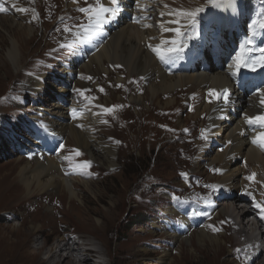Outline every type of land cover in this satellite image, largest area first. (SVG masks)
Masks as SVG:
<instances>
[{
  "label": "rangeland",
  "instance_id": "rangeland-1",
  "mask_svg": "<svg viewBox=\"0 0 264 264\" xmlns=\"http://www.w3.org/2000/svg\"><path fill=\"white\" fill-rule=\"evenodd\" d=\"M10 1L13 0H3V3L0 2V7H6L3 4ZM15 1L28 9L31 20L25 24L30 23L34 30L21 50L23 61L19 66L20 70L14 71L10 64L5 63L3 47L7 48V41L5 46L0 45V67H2L0 68V264H13L15 256L13 242L16 243L15 250L22 249L31 258L30 251L41 247L43 243L49 246L52 242L61 240L63 237L67 238L70 234L77 235L76 239L81 237L86 244H100L107 254L106 264H148L147 257L152 255L148 254L150 249L145 252L139 245L143 242L152 243L151 237L148 236L151 233H156L162 239L160 245L162 251L168 255L167 264L173 257L171 264H251L242 260V257L232 261L228 255V246L232 244L234 249L237 246L236 242L230 238L228 229L221 231L225 221L220 212L206 226L212 236L221 237L222 243L217 251L206 250L201 254L196 249L195 234L190 236L192 240L189 244H182L178 251L173 239L160 231L157 221L158 218L170 213L169 196L181 200L189 197H205L210 190L206 186L215 185L221 177V173L217 174L211 170V166H208L209 162H204L202 169L198 172L192 166L198 148L205 143L200 138L204 117L200 115L194 119L188 111V107L190 108L198 97L197 95L187 97L181 94L183 104L173 105L175 107L170 110L164 109L168 111L161 118L159 114L162 112V107L156 105L157 103L154 106L149 105L148 97L147 101L139 104L140 108L137 107L138 104L131 101L132 97H142L145 79L130 81L128 75L113 74L112 65L107 62H104L106 69L104 72L97 67L90 73L79 69L84 78L81 81L82 85L74 87V89L90 90L85 95L93 100L92 106L87 110V116L93 124L87 129H89L91 141L96 139L101 144V146L97 144L98 148L95 149L100 151L99 156L92 159L87 152L74 146L71 141H68L65 146V150L66 148L79 149L82 153V156L78 158L74 156V153L71 154V163L91 162L90 176L80 175L70 178L77 193L83 190L79 183L88 181L97 183L91 188L97 190L98 202L89 193L83 191L85 193L83 203L86 207L84 210H88L91 215L85 217L84 210L77 207L79 204L76 201L70 202L65 192L56 191L59 197L57 205L60 204L62 209L60 213H57L50 208L52 212H49L48 207L38 208V205L43 202L40 193H33L30 198H25L17 181L7 188L9 183L6 184L5 178L7 174L15 170L17 163L15 160L18 157L9 147L7 139L22 137L29 140V137L25 136L24 125L25 117L28 116L31 119L34 111L32 107L45 104L48 109H51L53 102H56L54 93L48 91L51 85L46 87L44 83V88L38 93H30L26 90V85L30 79L37 82H41L38 81L39 79L46 81L50 67L57 63L60 56L58 54L57 57V53L60 51L63 39L66 38L64 28L71 23H77L75 9L82 7L85 3L84 0H77V5L69 4V0ZM172 1L171 3L174 4L169 10L193 9L208 5L207 0ZM152 4L156 6L157 2ZM151 11L155 12L153 8ZM34 14L35 18L32 17ZM154 23L155 19H153ZM0 34L6 40L2 31ZM106 73H110V76ZM89 76L92 80L87 79ZM101 88L104 89L103 92L99 91ZM52 90H55L54 86ZM68 98L67 101L72 102L73 105L76 104V107L85 101L77 92L69 94ZM203 99L205 104L206 100ZM203 99H201L202 102ZM15 101L21 106L16 105ZM113 106L116 108L113 114H103V107ZM43 120L46 121L45 117ZM109 146L113 151L110 160L113 161V166L118 168L116 173L104 170L106 166L103 156L104 148ZM103 163L105 166L101 167L99 164L103 165ZM238 163L241 168L243 161L238 159ZM66 171H72L69 161ZM181 174H187V176ZM251 174L250 169L243 167L241 175L244 185L247 184L244 177ZM182 177L187 180H182ZM43 178L46 179V176ZM76 178L78 181H75ZM54 180L59 182V178ZM49 189L53 190L52 187ZM53 199L58 200L57 197ZM227 203L233 205L236 202ZM22 204H25L26 209L17 210ZM225 204V202L222 203L219 209ZM236 206L239 205L236 204ZM15 215H17L16 220L22 225L13 230ZM209 225L218 231L213 232ZM32 226L37 229L34 234L28 235L27 231ZM246 227L249 225H245ZM232 228L234 230L235 227ZM245 236L244 234L240 237L236 235L235 238L237 237L240 243ZM36 239L39 240L37 243ZM190 246L194 250L195 257L190 256ZM38 255L40 260L46 258L42 253ZM92 255L93 258H91ZM162 255L163 253L160 256ZM91 257L90 264H98L97 255L92 253ZM262 259L252 264H264V257Z\"/></svg>",
  "mask_w": 264,
  "mask_h": 264
},
{
  "label": "bare ground",
  "instance_id": "bare-ground-1",
  "mask_svg": "<svg viewBox=\"0 0 264 264\" xmlns=\"http://www.w3.org/2000/svg\"><path fill=\"white\" fill-rule=\"evenodd\" d=\"M13 2L17 3L15 0H13ZM171 2L173 1L157 0V5L152 6L153 4L149 3V0H143L142 3L145 4L146 8L155 9V23L153 24L151 22L150 27L145 30H142L139 26H131L124 20L119 22L118 25H115V23L104 24L101 34H106L110 40L96 54L90 56L86 62L82 63L81 67L80 64L75 62L72 69L64 68L65 71H71L74 76L78 77L73 86L77 87L78 85H82V75L80 74L79 68L80 70L82 69L83 71L90 73L95 67H97L104 72L106 71L104 62H107L112 65L111 71L113 74L118 73L122 76L128 75L130 81L145 79L146 82L142 95V97H144H132L131 101L139 105L140 103L142 104L147 101L148 97L150 99L149 105L154 106L157 103L156 105L162 107V112L159 114L161 118L167 114L166 111L174 108L179 103L183 104L181 94L186 95L187 97L197 95L201 100L205 98L203 97L204 92L209 91L210 89L220 91L225 88H234L235 83L233 81H228L225 72L221 69L210 66L207 73H199L197 70L195 73L190 74H184L183 71L174 69L170 75L167 73L166 69L160 68L154 58L148 53L147 45L150 44L149 38L158 34L160 23H165L170 19L167 13L169 8L174 4ZM123 4L130 6V2H123ZM165 4L168 5V8L164 7ZM19 6L25 8L22 5ZM209 6L210 5L205 6V10L209 8ZM161 12L165 13L163 17L160 15ZM131 14V9L129 12L124 11L121 13V15L127 20L131 17ZM148 15L149 14H146V16ZM33 16L34 15H32V17ZM199 17V19H201L202 16ZM29 20H31L30 13H22L19 10L13 14L12 17L0 16V31L4 33V37L6 38L5 40L0 34L1 47L5 46L7 41V48L4 49L3 47L4 55H1H3L5 63L10 64L14 71L20 70L19 66H21L20 64L23 61L21 50L33 34L34 29L29 25L30 23L25 24L29 22ZM155 24L158 28H156ZM236 37L240 42L239 36L237 35ZM158 43V40H154L155 45H158ZM113 65H120L122 67L117 69ZM106 74L110 76V73ZM67 80L66 77V81ZM38 81L41 82L30 79V82L26 85V90L30 93H38L44 88L45 83L46 87L51 85L49 86L51 88L48 89L49 92L60 95L65 100L68 99L69 94H67L66 90L61 87L57 88L54 79L46 77L45 82L41 79ZM52 86L55 87V90H52ZM234 95L236 103L235 109L240 110L241 114L245 115V113H247L248 115H255L261 111L259 96L249 99L241 96L235 91ZM14 103L21 106L19 103H16V101ZM138 105L137 107L140 108L141 106ZM69 108L77 107L71 104L68 109ZM166 108H168V110H164ZM68 109L61 108L58 101L53 102L51 109H48L45 104L35 107V110L44 113L43 115L47 121L44 123V126L47 128L51 127L54 134H58L65 138V145H67L68 141H71L74 146L87 152L92 159L98 157L100 151H95V149L98 148L97 144L100 146L101 144L96 141V139L91 141V136L88 134L89 129H87L88 126L91 127L93 121L89 120L90 118L85 114L75 122H70L66 116V112L71 110ZM188 111L192 114V118L194 119H197L200 115L204 117L203 120L205 121L201 127H203L202 129L208 130L209 135L208 142L201 144L198 148L197 156L195 157L192 166L195 171L198 172L202 169L204 162H209L208 166H211V170L215 168L223 170L221 177H219V181H217L215 185L225 191L229 197L222 198V200L214 199V202L219 204L214 216H217L220 212L225 221V225L221 231L223 232L224 229H228L230 238L236 242V249H234L232 244L228 246V255L232 258V261L238 257H242V260L247 263H255L264 257V228H261L263 225H261L255 215L256 209L253 206L251 207L253 203H246V197L238 198L235 196V193L237 194L239 191L241 194H244L246 192L244 189V180L241 175L243 167H247L252 173H256V181H259L260 183L264 182V151L251 143L252 137L246 141L247 135L241 134L244 130L242 125L246 127L247 124L244 121V117L240 119L237 118V113L234 115L226 113V119L220 120L215 112V106L213 104L206 105L204 102H200L199 104L193 103L190 108L188 107ZM77 125H83V127L81 128ZM253 135L254 132L252 136ZM228 141H231V143L227 144L225 150L220 152L216 149L215 152L212 153V151H214V149H212L213 146L219 145L221 147ZM112 153L113 151L110 146L104 148L103 156L106 166L104 163L103 165H99L101 167L105 166L104 170L106 172L114 171L116 173L118 168H115L113 166V161L110 160ZM238 159H243L241 168L239 167ZM15 162H17L15 170H13L11 174H7V177L5 178L7 179L6 184L9 183L7 188H10V186L12 184L14 185V182L17 181L25 198H30L33 193H40L39 195L42 197L43 202L38 205V208L44 206L48 207L49 212L56 211L57 213H60L62 209H60V204L57 205L59 197L56 195V191L65 192L69 201H76L79 204L76 206L82 211L86 209L83 203L85 191L98 202L99 194L97 193V190L91 188V186L96 185L97 183H92V181L79 183V185H82L83 190H81V192L83 194L81 195V192L77 193L71 184L72 179L66 178L67 175L63 171L66 166H64L63 163H57L55 159L42 158L41 160H37L31 158L26 160L22 157H17ZM13 172L15 174H13ZM45 176L46 179L43 178ZM55 178H59V182L55 181ZM3 180H1V182ZM76 180L77 179H75V181ZM51 187L53 188L52 191L49 189ZM210 190L212 189L210 188ZM210 190L205 197H189L185 199L192 201L206 200L210 197ZM53 197H57L58 200L53 199ZM198 198L201 199L198 200ZM230 201L236 203L230 205V203H227ZM224 202L226 204L219 209ZM236 204L239 206H236ZM49 208L52 209V211ZM21 209H26L25 204L20 205L17 210L21 211ZM89 214L91 215L88 210H84L83 215L85 217H88ZM14 217L15 221L13 230L20 228L22 225L16 220L17 215ZM210 222L204 224L199 230H195L191 233V235H196V249L201 254L206 250L217 251L222 243L221 237H216L215 235L212 236L207 230L206 226ZM245 225H249V227L245 228ZM232 227H235L234 230ZM36 229L37 227L35 226L30 227L27 234H34ZM160 231L165 236L173 239V242L177 244L176 248L178 251L182 244H189L192 240V237H190L191 235L189 237H174L167 234L163 229H160ZM243 234L246 236L245 238L242 237L239 243L237 237H240ZM143 235H146V233H143ZM236 235L237 237L235 238ZM76 236L77 235L73 236L70 234L67 238L63 237L61 240L52 242L49 246L43 243L41 247L30 251V254L32 255L31 258L24 250H15L16 243L13 242V253L15 254L13 257V264H90V261H92V259H90L92 253L97 255L98 260H104L103 262L106 264L107 254L104 252V249L100 244H86L85 240L81 237L76 239ZM148 236L151 237L152 243L143 242L139 245L145 252L147 249H150L148 250V254L152 255L147 257L148 264H167L166 258H168V255L166 252L162 251L160 245L162 239H160L156 233L148 234ZM37 241L39 240L36 239V243ZM20 245L19 242V246ZM73 245L74 247H72ZM190 247V256H193L194 250L192 246ZM177 249H175V251H177ZM40 253L46 258L41 260L38 259V254ZM64 253L65 255H63ZM162 253L163 255L161 257L160 255ZM93 257L94 256L92 255L91 258ZM173 258L168 264L172 263Z\"/></svg>",
  "mask_w": 264,
  "mask_h": 264
},
{
  "label": "snow or ice",
  "instance_id": "snow-or-ice-1",
  "mask_svg": "<svg viewBox=\"0 0 264 264\" xmlns=\"http://www.w3.org/2000/svg\"><path fill=\"white\" fill-rule=\"evenodd\" d=\"M77 0H73V3H76ZM107 3L110 6H105V3H102L101 0H95V4L80 8L79 11L84 13L87 17V24H79L76 25L77 31L72 32V29L68 26H65L64 32L71 33L72 39L67 44H61V48H73L76 45L82 43H88L93 40L97 35L101 34L103 25L106 21H109L111 18H115L118 12L120 11L118 5L120 0H107ZM137 7H139V0H136ZM236 0H207V4L212 8L224 10L226 8L234 7ZM165 8H168V5H164ZM22 13H27V8L18 9ZM146 10V9H144ZM5 9L0 7V13L4 12ZM205 12V7L198 6L193 9H184V8H176L170 9L167 15L170 17L167 23L169 25H173V27H165L164 23H160L159 27L165 33H172L173 38L163 39L160 41L158 45L149 44L148 48L152 53L156 56V58L164 64L174 62V60L184 51L187 47V42L193 39L196 35H198V17L201 13ZM161 17L165 15V13H160ZM35 18V14L33 16ZM133 22L139 23V20H134ZM258 22L256 20L252 21L253 25H256ZM143 27H149V25L145 24ZM259 28L264 30V20L259 21ZM253 36H255V32H253ZM149 39H153L150 37ZM247 47V52L245 51V46ZM253 53H260L258 57L254 56ZM115 67H121L120 65H116ZM234 67L235 70L231 72V76L235 78L242 69H247L249 71L255 72L257 67L264 68V46L257 47L254 44L253 39L250 37L245 40L243 44L240 46V52L234 57ZM84 77H81L83 79ZM88 80H92V77H87ZM120 87V85H117ZM75 92L79 94L84 100H89V97L85 95L88 89H74ZM99 91L103 92L104 89L101 88ZM255 95L259 96V105L261 111L255 115H248L245 113L244 121L249 126V128L254 132V135L251 138V143L264 151V88H261ZM208 97L212 99L209 100L211 103L213 100L216 102H222L227 105L229 103L230 97L228 89H222L217 91L215 89H210L207 92ZM95 99V98H92ZM102 107V106H98ZM116 108L113 107H103V114L109 115L115 112ZM223 111V109H221ZM70 115L72 119L81 118L79 110L77 108H72L70 110ZM106 123V121H105ZM78 127H83V125H77ZM43 130L48 132V128L44 127ZM187 131V130H185ZM243 134V133H241ZM201 139L205 142H208L209 135L208 130H201ZM230 144L231 141H228ZM65 149V145L63 143H59L57 145V150L63 151ZM223 151V148L220 149ZM72 153H74L75 157L82 156V153L79 149H72ZM31 159V156H29ZM64 160L69 161L71 164L73 174H78L82 176H90L91 173L89 169L91 168L90 161L71 163L72 156L68 155L64 157ZM214 173L220 174L222 173V169H212ZM183 176H187V174H181ZM244 179L249 182H255L256 173H252L250 176L244 177ZM206 187L211 188L213 191H218V187L216 185H207ZM245 195L251 196L253 200V207L258 210L260 220L264 221V201H257L256 197L252 195L251 192H245ZM201 198H198V200ZM199 215L200 213H195ZM212 228L213 232L218 231L212 225H209ZM239 251V250H238Z\"/></svg>",
  "mask_w": 264,
  "mask_h": 264
}]
</instances>
